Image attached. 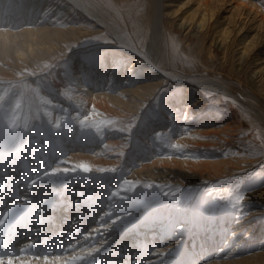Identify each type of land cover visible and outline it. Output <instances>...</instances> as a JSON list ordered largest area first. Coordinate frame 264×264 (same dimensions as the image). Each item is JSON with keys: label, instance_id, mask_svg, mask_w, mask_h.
<instances>
[{"label": "rangeland", "instance_id": "1", "mask_svg": "<svg viewBox=\"0 0 264 264\" xmlns=\"http://www.w3.org/2000/svg\"><path fill=\"white\" fill-rule=\"evenodd\" d=\"M83 1L139 46L116 11L142 1ZM197 3L162 0L156 65L226 77L264 102V78L250 77L264 71V0ZM0 10V219L20 209L0 226L1 264H264L262 113L172 79L146 92L158 74L131 66L70 0ZM104 92L108 110L84 100Z\"/></svg>", "mask_w": 264, "mask_h": 264}, {"label": "bare ground", "instance_id": "2", "mask_svg": "<svg viewBox=\"0 0 264 264\" xmlns=\"http://www.w3.org/2000/svg\"><path fill=\"white\" fill-rule=\"evenodd\" d=\"M73 4L76 5V7H78L79 9H81V11L88 16H91L98 25L103 26L106 30H108L112 36L114 37L115 43L113 44L115 48H119V54L120 55H125L127 56V58H132L134 57V59L131 61L130 65L133 66L134 64H139L140 68H143L144 70H146V76H150L151 74H155L157 73L159 78V81H157L155 84H152L150 86H147L144 88V90L150 91V90H154L161 82L162 79H172L174 81L177 82H184L187 86H193L194 89L199 90L198 88H210L212 90H219L221 92L227 93L232 95L235 98H239L241 100H243L244 102H246L247 104H249L251 107L257 109L260 113L263 114L264 116V102H261L259 96L253 94L250 91H245L243 90L240 86H235L232 85L233 83L231 82V84L229 82H227L225 79L228 78H224L222 79L219 77H214L212 75H194V74H183L180 73L178 71H174L168 67H163L161 65L158 64V66L156 65V61L154 60V56L155 53L157 52V47H159V34H160V24L162 21V0H140L143 2V4L141 6H135L132 7L131 5L136 4L134 3V1L132 2H128L129 5L124 6L123 8H121L120 10L116 11L117 15L120 17L121 22L123 24H125V26H133L136 28L137 31H139L141 33V36L143 37L142 41H139V46H134L132 44H130V42H128L125 38H123V35L120 34L117 30H115V28L106 21V19H104L103 17H100L98 14H96L93 10H91L85 3L83 0H70ZM123 0H115L116 4L119 2H121ZM208 3V0H198L197 3V7L200 9L202 8V6L206 7ZM110 5L112 4V1L109 2ZM182 6V5H181ZM7 9V8H6ZM204 9V8H203ZM16 10V9H15ZM1 11V10H0ZM81 11H79V13H82ZM204 11V10H203ZM6 12V11H5ZM9 12V11H8ZM201 12V10H200ZM199 12V14H200ZM29 13V12H28ZM82 13V14H83ZM208 13H201L200 14V19H199V27H203L204 23L206 20L209 19L208 16L206 15ZM14 15V14H13ZM79 15V14H78ZM138 16L139 20L137 22H134L133 16ZM15 17V16H14ZM83 17V16H82ZM86 17V16H85ZM262 20H264V16H260ZM87 19V18H86ZM52 20V19H51ZM10 22V21H9ZM12 22V20H11ZM183 24V22H181V24H177V27H181ZM96 25V24H95ZM93 28H95L93 26ZM227 32L224 30V34H226ZM174 40L171 39V43H173ZM252 46V47H251ZM259 46V45H258ZM214 49H218V44L215 45V47H213ZM253 45H250L249 47H247V44H244L241 53L245 54L246 52L249 53L250 50L252 51ZM159 49V48H158ZM220 50V49H218ZM212 51H214L212 49ZM255 51V50H254ZM258 51V49H257ZM163 54V53H162ZM256 56L258 55V53L256 52L255 54ZM165 56V55H163ZM243 56V55H242ZM107 65H112V63H110L109 60L106 61ZM111 65H110V69H111ZM102 66H104V63L102 64ZM101 66V67H102ZM258 65H256L254 67V70H252V73L250 74V77H254L255 75L260 76V78H264V71L261 70V67H258ZM101 67H99V71H102ZM240 67V66H239ZM113 68V67H112ZM98 71V72H99ZM208 71V70H207ZM206 71V73H207ZM137 72V71H136ZM102 74V72H100ZM118 73V71H117ZM122 76H124L125 80H128V76H129V70L125 73L122 74L119 73ZM255 74V75H254ZM97 77V76H96ZM94 79V78H93ZM123 79V78H122ZM130 79V78H129ZM147 79V78H146ZM124 80V82H125ZM230 80V79H229ZM167 81V80H166ZM148 82V81H147ZM149 84V83H147ZM175 84V83H174ZM184 84V85H185ZM111 85V84H110ZM143 87V86H142ZM158 89V88H157ZM131 90V89H130ZM204 90V89H203ZM128 91V89H122L121 91H119V94H121L122 92H126ZM138 90H136L135 92H137ZM90 92H93L92 90ZM189 92V91H188ZM94 93V92H93ZM93 93L89 94V96H87L84 100L86 101H90L92 106L95 108H99L101 110H108L110 109V105L107 103L108 101H111L109 94H107V92L101 93V94H94ZM130 93V92H128ZM92 95V96H90ZM123 95V94H122ZM150 98V97H149ZM116 99L120 102V100L116 97ZM135 99V98H134ZM83 100V101H84ZM187 101V100H186ZM195 101V100H194ZM193 100L190 101L189 105L191 106V108H193L192 106H195L197 104V102H200V99L197 102H194ZM190 111H187V114H189ZM191 116V115H190ZM202 117V116H201ZM162 130V129H161ZM160 131V130H159ZM42 136V135H41ZM61 138V137H60ZM43 141V140H42ZM202 143H193L194 147H200ZM120 145V144H119ZM118 145V146H119ZM214 145V144H213ZM116 146V145H115ZM183 146V145H182ZM211 146V145H210ZM187 147V146H185ZM213 147V146H212ZM1 148V147H0ZM71 148V147H70ZM117 149V147H115ZM12 149V148H11ZM60 149V148H59ZM63 149V148H62ZM192 149V148H191ZM189 151V150H188ZM22 153V151H21ZM6 157V156H5ZM150 157V156H149ZM68 160V159H67ZM71 160V158H70ZM83 160V159H82ZM65 161V160H64ZM179 161V160H178ZM38 163V162H37ZM169 165V164H168ZM167 165V166H168ZM146 168V165H144ZM202 166V165H201ZM153 167V166H152ZM219 167V166H218ZM56 168V167H55ZM158 168V167H157ZM171 168V167H170ZM56 170V169H55ZM66 170V169H65ZM67 171V170H66ZM169 171V170H168ZM136 173V172H135ZM165 173V172H164ZM176 173V172H175ZM136 175V174H135ZM143 175V174H142ZM165 176V175H164ZM169 176V175H168ZM177 176H178V172H177ZM167 177V176H166ZM176 177V176H175ZM156 178V177H155ZM187 178V177H185ZM188 179V178H187ZM198 179L195 178V180ZM172 180H174L172 178ZM191 180V179H190ZM171 186V185H170ZM250 197V196H248ZM23 198V196H22ZM27 198V197H26ZM25 198V199H26ZM78 199V198H77ZM78 205V204H77ZM57 211V210H56ZM108 212V211H106ZM79 216V214H78ZM82 216V215H81ZM73 219V218H72ZM80 219V218H79ZM77 222V221H76ZM111 224V223H110ZM72 225V224H71ZM102 225V224H101ZM96 226V225H95ZM67 227V226H66ZM78 227V226H76ZM100 227V226H98ZM109 227V226H108ZM41 228V227H40ZM105 228V226H104ZM74 230V229H73ZM94 230V228H93ZM72 231V230H71ZM88 232V231H86ZM106 232V231H105ZM85 233V232H84ZM84 235V234H83ZM91 235V233H90ZM89 235V236H90ZM92 236V235H91ZM67 237V236H66ZM91 238V237H90ZM99 240V239H98ZM28 242V241H27ZM31 242V241H29ZM170 242V241H169ZM175 244V243H173ZM96 245V244H95ZM16 246V245H15ZM100 246L98 245V248ZM19 248V247H18ZM65 248V247H64ZM85 248V247H84ZM83 248V249H84ZM93 248H95V246H93ZM93 248L91 250H93ZM63 249V248H62ZM79 249V247H78ZM76 249V250H78ZM86 249V248H85ZM89 249V248H87ZM96 249V248H95ZM151 249V248H150ZM90 250V249H89ZM89 250H87L89 252ZM90 250V251H91ZM97 250V249H96ZM157 250V249H156ZM75 251V250H73ZM79 251V250H78ZM82 251V250H81ZM86 251V250H84ZM83 251V252H84ZM86 251V252H87ZM95 251V250H94ZM66 252V251H65ZM72 252V251H71ZM93 252V251H92ZM101 252V251H100ZM77 253V252H76ZM85 253V252H84ZM153 253V252H152ZM164 253V251H163ZM74 254V252H73ZM78 254V253H77ZM76 254V255H77ZM198 254V253H197ZM72 255V254H71ZM152 255V254H151ZM48 256V255H47ZM46 256V257H47ZM62 256V255H61ZM148 256V255H147ZM45 257V256H43ZM64 257V254H63ZM164 257V256H163ZM18 258V257H17ZM24 258V257H23ZM31 258V257H30ZM28 258V261H30ZM40 258V257H39ZM57 258V257H56ZM150 258V257H149ZM38 259V258H37ZM41 259V258H40ZM52 259V258H51ZM61 259V258H60ZM58 259V260H60ZM153 259V258H152ZM163 259V258H162ZM8 260V259H7ZM34 261H36V259H32ZM44 260V259H43ZM54 260V258L52 259ZM50 260V261H52ZM151 260V259H149ZM1 261V259H0ZM11 261V260H10ZM9 261V262H10ZM14 261V260H13ZM33 261V263H35ZM42 261V259H41ZM48 261L49 260H45ZM66 261V260H65ZM7 262V263H9ZM31 262V261H30ZM47 262V264H48ZM61 262V260L59 261ZM67 262V261H66ZM151 262V261H150ZM218 262V261H217ZM4 263V262H3ZM39 263L40 260H39ZM51 263V262H49ZM216 263V262H215ZM220 263V262H219ZM226 263V262H225ZM1 264V263H0ZM10 264V263H9ZM13 264V263H12ZM30 264V263H28ZM36 264V263H35ZM53 264V263H52ZM57 264V262H56ZM68 264V263H67Z\"/></svg>", "mask_w": 264, "mask_h": 264}, {"label": "snow or ice", "instance_id": "3", "mask_svg": "<svg viewBox=\"0 0 264 264\" xmlns=\"http://www.w3.org/2000/svg\"><path fill=\"white\" fill-rule=\"evenodd\" d=\"M3 23H7V21H3ZM173 147H176L175 145H173ZM84 167V170L87 171V167ZM125 183H128L127 181H125ZM145 187H148L147 185H145ZM20 211V209L15 208L14 210H12L11 212H9L6 217L4 219H0V226H7L11 221L14 220V218L17 216V213ZM119 219V218H118ZM3 253L0 252V255H2Z\"/></svg>", "mask_w": 264, "mask_h": 264}]
</instances>
